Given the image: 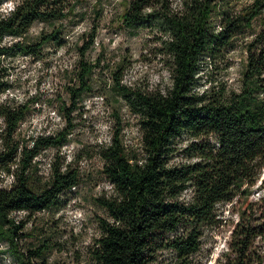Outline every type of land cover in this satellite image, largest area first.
Here are the masks:
<instances>
[{"label": "trees", "instance_id": "trees-1", "mask_svg": "<svg viewBox=\"0 0 264 264\" xmlns=\"http://www.w3.org/2000/svg\"><path fill=\"white\" fill-rule=\"evenodd\" d=\"M0 94L12 83L4 58L19 54L40 56L45 45L64 44V21L80 0H0ZM240 0H126L121 15L130 29L149 28L160 34L163 62L170 73L165 92H147L123 82L130 63L113 73L111 90L136 115L142 134V151H130L119 125L99 154L103 174L114 195L98 202L107 211L100 218L101 237L92 255L99 264H205L198 255L206 227L213 225L217 205L231 203L238 195L250 194L261 180L263 195L248 202L240 213L232 235L230 264H262L255 256L256 240L264 236V27L247 45L243 86L229 96L198 90L205 66H216L225 58L235 36L251 28L264 10V0H253L234 12ZM35 22L50 28L36 41L25 40ZM95 30L78 48L80 60L75 76L65 85L70 106L61 100L67 124L57 133L39 135L32 145L17 137L30 111L32 97L0 103V253H8L15 264H49L45 255L52 245H26V219L58 205L62 196L80 184V171L72 161H56L42 186H35L37 157L48 148L58 150L75 129L72 112L85 95L94 91L97 67L86 58L95 43ZM9 39V40H8ZM129 62V61H128ZM120 124V123H119ZM188 135L183 149L178 142ZM180 150V151H179ZM180 152L189 163H172ZM76 156H79L77 153ZM11 178L9 187L1 185ZM190 191L188 200L181 199ZM259 212V215L256 213ZM164 252L172 257L163 256ZM60 264V263H54Z\"/></svg>", "mask_w": 264, "mask_h": 264}, {"label": "rangeland", "instance_id": "rangeland-1", "mask_svg": "<svg viewBox=\"0 0 264 264\" xmlns=\"http://www.w3.org/2000/svg\"><path fill=\"white\" fill-rule=\"evenodd\" d=\"M125 1L80 0L74 14L64 21L65 42L61 47L45 45L40 56L19 54L3 60V64L8 67L7 77L12 86L0 94V103L8 98L19 102L26 101L28 97L33 98L34 101L29 103L30 111L17 134L19 139L32 145L33 138L57 133L66 126V114L61 109V100L70 106L65 85L75 76V67L80 60L78 48L95 30V43L86 53V58L97 64L93 75L94 91L85 95L79 109L71 113L75 129L69 135V141L61 150L55 147L43 150L36 159L38 169L33 174L35 186H42L49 180L56 158V161H72L79 168L80 184L65 193L59 204L51 209L38 212L33 217H28L24 212L14 214L16 219L27 220L26 245H39L45 239L52 245L45 255L49 264H99L93 258L92 251L102 234L100 218H107L108 213L98 199L114 195L103 174L100 148L109 143L119 125H122L121 135L126 147L130 151H142L138 118L111 90L113 73L124 61L125 64L130 63L123 77L127 85L147 92H165L171 83L167 65L159 53L160 34L149 28L126 27L121 18ZM173 1L174 7L181 2ZM252 2L240 0L234 12ZM10 7L11 2H6L0 11ZM263 27L264 10L254 19L251 28L235 36L225 58L218 62L217 67L209 64L205 66L197 89L209 88L211 93L217 92L224 96L239 93L246 69L247 45ZM49 29L47 24L35 22L25 40L36 41L43 31ZM261 97H264V91ZM177 142L178 148L183 149L190 140L188 135H184ZM77 153L79 156H76ZM193 160L176 152L172 163H189ZM10 184L9 177L1 183L5 187ZM260 184L261 180L251 188L250 194L238 195L231 203L217 205L216 221L205 228L202 237L198 258L203 263L230 264V259H236L230 250L232 233L247 203L257 201L263 195ZM189 194L190 191L185 192L181 199L188 200ZM255 246L254 255L264 258V236L257 238ZM6 247V243L0 242V249ZM163 256L172 257V254L164 252ZM0 264L15 262L8 253H0Z\"/></svg>", "mask_w": 264, "mask_h": 264}]
</instances>
